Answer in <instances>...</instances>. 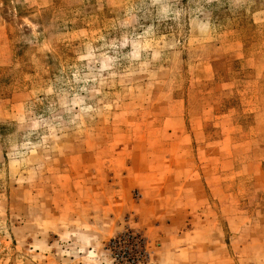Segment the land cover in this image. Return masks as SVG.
Wrapping results in <instances>:
<instances>
[{
    "label": "rangeland",
    "instance_id": "1",
    "mask_svg": "<svg viewBox=\"0 0 264 264\" xmlns=\"http://www.w3.org/2000/svg\"><path fill=\"white\" fill-rule=\"evenodd\" d=\"M0 124V264H264V0H0Z\"/></svg>",
    "mask_w": 264,
    "mask_h": 264
},
{
    "label": "trees",
    "instance_id": "2",
    "mask_svg": "<svg viewBox=\"0 0 264 264\" xmlns=\"http://www.w3.org/2000/svg\"><path fill=\"white\" fill-rule=\"evenodd\" d=\"M4 126H5V124H0V128H2ZM131 239H132V242H130L127 247L130 250L132 255L137 256V254L139 253V248L142 247V245L139 244V242L137 240H134V238H131Z\"/></svg>",
    "mask_w": 264,
    "mask_h": 264
}]
</instances>
